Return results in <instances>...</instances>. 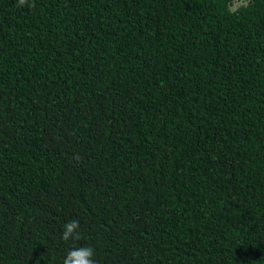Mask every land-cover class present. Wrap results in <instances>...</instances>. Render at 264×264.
I'll return each instance as SVG.
<instances>
[{
  "label": "trees",
  "instance_id": "trees-1",
  "mask_svg": "<svg viewBox=\"0 0 264 264\" xmlns=\"http://www.w3.org/2000/svg\"><path fill=\"white\" fill-rule=\"evenodd\" d=\"M82 246L264 264V0H0V264Z\"/></svg>",
  "mask_w": 264,
  "mask_h": 264
},
{
  "label": "clouds",
  "instance_id": "clouds-1",
  "mask_svg": "<svg viewBox=\"0 0 264 264\" xmlns=\"http://www.w3.org/2000/svg\"><path fill=\"white\" fill-rule=\"evenodd\" d=\"M27 3V0H18V4L23 6ZM34 7V2L28 5ZM61 238L68 242L69 240H78L82 238V232L80 231V222L78 220H71L64 225ZM96 251L91 246H82L72 248L68 251L66 257L63 259V264H97Z\"/></svg>",
  "mask_w": 264,
  "mask_h": 264
}]
</instances>
